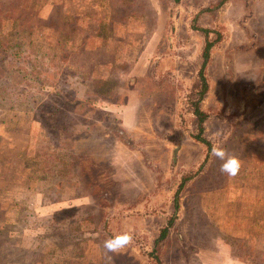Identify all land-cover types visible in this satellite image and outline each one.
Instances as JSON below:
<instances>
[{
  "label": "rangeland",
  "instance_id": "374dc122",
  "mask_svg": "<svg viewBox=\"0 0 264 264\" xmlns=\"http://www.w3.org/2000/svg\"><path fill=\"white\" fill-rule=\"evenodd\" d=\"M198 27L221 35L200 103L210 144L194 113ZM0 36L60 55L96 101L88 120L113 135L90 136L87 154H102L54 200L63 151L30 106L0 102V264H264V0H0ZM214 145L238 175L221 173ZM124 231L132 243L106 253Z\"/></svg>",
  "mask_w": 264,
  "mask_h": 264
},
{
  "label": "trees",
  "instance_id": "16d2710c",
  "mask_svg": "<svg viewBox=\"0 0 264 264\" xmlns=\"http://www.w3.org/2000/svg\"><path fill=\"white\" fill-rule=\"evenodd\" d=\"M198 29L206 34L207 43L203 52L204 62L200 71L201 90L198 93L199 97L194 102V113L198 116V128L200 129L198 138L210 144L201 137L204 131V122L208 115L201 108L200 103L208 89L205 69L211 57V49L220 40L221 35L212 40L209 37L212 32L211 29L203 27H198ZM62 60L57 53L50 55V53L43 52L35 47L18 45L10 39L0 36V102L7 104L24 103L30 106L42 123L45 134L51 139L52 146L54 143L57 147L55 152L57 150L63 151L60 153L62 157L56 156L55 159L63 161L62 163L67 165L68 173L59 170L58 177L51 184L52 186L47 195L50 194L54 200H58L66 185L67 187L79 188L80 173H88L85 168L87 160L95 162V155L102 154L94 150L90 156L87 154L89 152L85 150V144L91 142L89 139L92 135L100 132L103 134L101 136L103 138L113 136L112 131L103 129L98 125V121L90 122L88 120L90 114L96 111L92 107V104H95L96 101L92 99L90 89L82 95L77 86L67 79L64 73L68 70L64 67ZM80 120L82 121L81 126H87V131L78 130L72 142H69L66 138V129L75 121L80 123ZM101 120L103 122L109 121V115L105 114ZM117 129L121 130L120 127ZM70 143L72 144L70 145ZM92 146L94 147V144ZM70 148L73 149V153H81L82 155H79L76 160L73 156V160L71 158L68 160V154L64 150ZM106 154L107 152H105V158L101 157L100 163L106 161ZM169 230V226H166L162 230L158 241L165 239Z\"/></svg>",
  "mask_w": 264,
  "mask_h": 264
},
{
  "label": "clouds",
  "instance_id": "9594fccd",
  "mask_svg": "<svg viewBox=\"0 0 264 264\" xmlns=\"http://www.w3.org/2000/svg\"><path fill=\"white\" fill-rule=\"evenodd\" d=\"M212 155L222 161L220 165L221 173L230 178L238 175L241 162L236 156L229 155L224 148L215 145L212 148ZM132 240L133 236L131 232L124 231L106 239L103 243V248L106 250V253H118L128 247L132 243Z\"/></svg>",
  "mask_w": 264,
  "mask_h": 264
}]
</instances>
